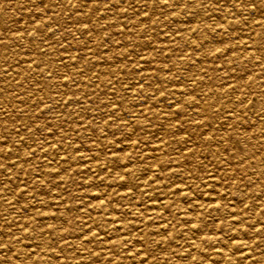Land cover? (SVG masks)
Masks as SVG:
<instances>
[{
	"label": "rangeland",
	"instance_id": "rangeland-1",
	"mask_svg": "<svg viewBox=\"0 0 264 264\" xmlns=\"http://www.w3.org/2000/svg\"><path fill=\"white\" fill-rule=\"evenodd\" d=\"M0 264H264V0H0Z\"/></svg>",
	"mask_w": 264,
	"mask_h": 264
},
{
	"label": "bare ground",
	"instance_id": "bare-ground-1",
	"mask_svg": "<svg viewBox=\"0 0 264 264\" xmlns=\"http://www.w3.org/2000/svg\"><path fill=\"white\" fill-rule=\"evenodd\" d=\"M261 118V117H260Z\"/></svg>",
	"mask_w": 264,
	"mask_h": 264
}]
</instances>
